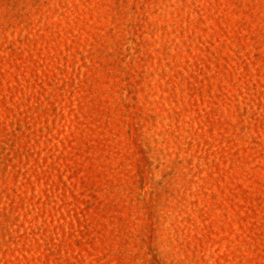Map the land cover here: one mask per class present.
I'll return each instance as SVG.
<instances>
[{
  "label": "rangeland",
  "instance_id": "374dc122",
  "mask_svg": "<svg viewBox=\"0 0 264 264\" xmlns=\"http://www.w3.org/2000/svg\"><path fill=\"white\" fill-rule=\"evenodd\" d=\"M0 264H264V0H0Z\"/></svg>",
  "mask_w": 264,
  "mask_h": 264
}]
</instances>
